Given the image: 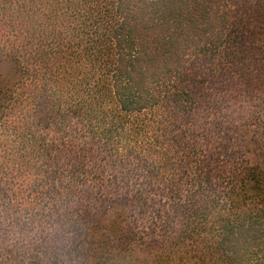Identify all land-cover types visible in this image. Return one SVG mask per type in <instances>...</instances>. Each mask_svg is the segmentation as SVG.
I'll use <instances>...</instances> for the list:
<instances>
[{"label": "trees", "instance_id": "1", "mask_svg": "<svg viewBox=\"0 0 264 264\" xmlns=\"http://www.w3.org/2000/svg\"><path fill=\"white\" fill-rule=\"evenodd\" d=\"M0 264H264V0H0Z\"/></svg>", "mask_w": 264, "mask_h": 264}, {"label": "rangeland", "instance_id": "2", "mask_svg": "<svg viewBox=\"0 0 264 264\" xmlns=\"http://www.w3.org/2000/svg\"><path fill=\"white\" fill-rule=\"evenodd\" d=\"M253 1L254 0H230L234 18L241 17L244 11V7L247 4H251Z\"/></svg>", "mask_w": 264, "mask_h": 264}]
</instances>
